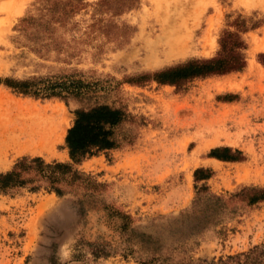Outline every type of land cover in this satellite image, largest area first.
Instances as JSON below:
<instances>
[{
	"label": "rangeland",
	"instance_id": "rangeland-1",
	"mask_svg": "<svg viewBox=\"0 0 264 264\" xmlns=\"http://www.w3.org/2000/svg\"><path fill=\"white\" fill-rule=\"evenodd\" d=\"M225 31L245 45L240 71L151 80L215 57ZM260 55L264 0H0V79L39 94L0 84V173L39 157L84 178L62 197L0 193V264H219L264 245V200L241 192L264 188ZM72 86L81 99L41 98ZM99 105L125 115L118 147L73 164L74 111ZM32 120L48 134L29 143ZM224 148L234 161L208 157Z\"/></svg>",
	"mask_w": 264,
	"mask_h": 264
},
{
	"label": "trees",
	"instance_id": "trees-1",
	"mask_svg": "<svg viewBox=\"0 0 264 264\" xmlns=\"http://www.w3.org/2000/svg\"><path fill=\"white\" fill-rule=\"evenodd\" d=\"M218 46L219 49L215 57L175 65L154 73L151 80L160 85L180 86L192 79L238 72L244 67L242 52L245 45L237 32H222L218 39ZM262 59H264V55L258 56L259 62L264 66ZM0 84L21 95L39 96L37 91L26 89L22 83H12L7 79H0ZM71 88L70 91L65 92V96L51 92L40 97H57L64 100V98L81 99L84 96L77 88L73 86ZM124 120L125 115L121 111L103 105L74 111V120L70 128L67 129L64 138L69 160L73 164H77L96 152L118 147L114 128ZM226 152H228L226 148L211 150L208 157L221 161H234L235 159L222 154ZM210 175L208 170L196 169L193 172V181L207 180ZM83 182L82 175L76 172L71 165L54 161L46 163L39 157H22L9 171L0 173V193L21 188H26L30 192L42 189L57 197H62L69 193L67 189L71 186H79ZM241 192L244 193L247 205H254L264 200V188H244ZM50 264L56 263L50 261ZM219 264H264V245L254 247L245 254L226 257L225 261H219Z\"/></svg>",
	"mask_w": 264,
	"mask_h": 264
},
{
	"label": "bare ground",
	"instance_id": "bare-ground-1",
	"mask_svg": "<svg viewBox=\"0 0 264 264\" xmlns=\"http://www.w3.org/2000/svg\"><path fill=\"white\" fill-rule=\"evenodd\" d=\"M30 123H31V126H29L30 129L28 131H26L27 133L25 132V134L28 135L27 139L29 140V143L35 142L34 139H36V140L39 139V141H40L41 139H43L45 137L46 133L48 134V132L45 130L47 128H45V129L43 128V125H45V124H43V122H40V120L39 121L32 120ZM26 128L28 129V127H26ZM22 130H23V128H22ZM21 134H22V132H21ZM35 145L37 146L38 144H35Z\"/></svg>",
	"mask_w": 264,
	"mask_h": 264
}]
</instances>
